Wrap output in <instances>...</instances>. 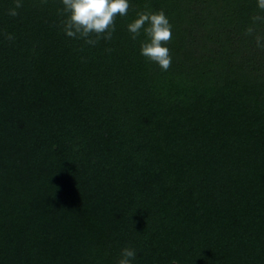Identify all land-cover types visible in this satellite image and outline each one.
<instances>
[{"label": "trees", "instance_id": "obj_1", "mask_svg": "<svg viewBox=\"0 0 264 264\" xmlns=\"http://www.w3.org/2000/svg\"><path fill=\"white\" fill-rule=\"evenodd\" d=\"M15 5L0 0V264H117L125 247L264 264L257 0H131L95 45L65 34L61 0ZM160 10L167 71L127 29Z\"/></svg>", "mask_w": 264, "mask_h": 264}, {"label": "clouds", "instance_id": "obj_2", "mask_svg": "<svg viewBox=\"0 0 264 264\" xmlns=\"http://www.w3.org/2000/svg\"><path fill=\"white\" fill-rule=\"evenodd\" d=\"M61 4V12L65 15L63 21L65 34L71 38H83L87 44L95 45L101 38L112 39L116 31L117 14L126 16L131 0H61ZM257 6L264 9V0H257ZM20 7L22 0H16L15 8L9 10V15H18L17 9ZM127 29L133 39H136L143 30L147 39L141 42L140 54L163 71L170 68L172 55L168 42L173 36V25L163 10L140 12L128 23ZM93 33L95 39L92 38ZM136 259V250L125 247L121 250L117 264H135Z\"/></svg>", "mask_w": 264, "mask_h": 264}]
</instances>
